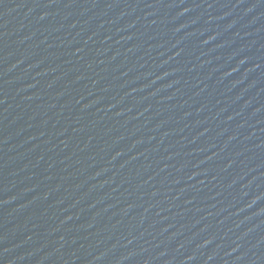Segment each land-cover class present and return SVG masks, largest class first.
<instances>
[{"label": "water", "instance_id": "95a60500", "mask_svg": "<svg viewBox=\"0 0 264 264\" xmlns=\"http://www.w3.org/2000/svg\"><path fill=\"white\" fill-rule=\"evenodd\" d=\"M0 264H264V0H0Z\"/></svg>", "mask_w": 264, "mask_h": 264}]
</instances>
